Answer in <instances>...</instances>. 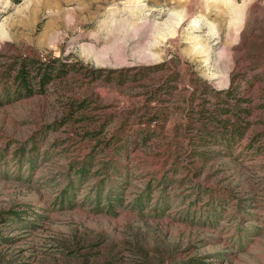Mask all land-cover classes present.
I'll use <instances>...</instances> for the list:
<instances>
[{
    "label": "rangeland",
    "instance_id": "obj_1",
    "mask_svg": "<svg viewBox=\"0 0 264 264\" xmlns=\"http://www.w3.org/2000/svg\"><path fill=\"white\" fill-rule=\"evenodd\" d=\"M0 264H264V0H0Z\"/></svg>",
    "mask_w": 264,
    "mask_h": 264
},
{
    "label": "trees",
    "instance_id": "obj_2",
    "mask_svg": "<svg viewBox=\"0 0 264 264\" xmlns=\"http://www.w3.org/2000/svg\"><path fill=\"white\" fill-rule=\"evenodd\" d=\"M162 66V65H161ZM159 66L155 65L152 67H147L145 69H141L142 71H140V74H142L143 76L146 74V72L148 71H154L155 69H157ZM27 69V64L25 62H23L20 67H19V71H18V76H15L16 81L18 82V84L21 85V88L25 91L28 92V94H31L33 92V87H31V83H30V79L28 78V75L26 74L27 72L25 71ZM50 71L48 72H44L42 74H40V78L38 80V89L42 90V87H44V84H46V82H49L52 78V70L49 68ZM61 73V72H60ZM171 79H168L167 82H170ZM152 121L155 122V118L151 119ZM149 122H151L149 120ZM136 133V132H135ZM137 135L139 134L142 137V140H146L147 138L149 139V137L151 136L150 134H148L147 131L145 130H140L139 132L136 133ZM114 139H118V137L113 136L112 140ZM81 173H84L83 168L81 169V171H79Z\"/></svg>",
    "mask_w": 264,
    "mask_h": 264
}]
</instances>
